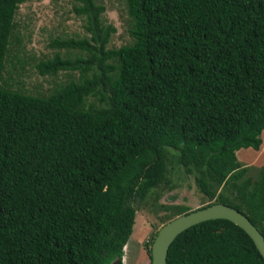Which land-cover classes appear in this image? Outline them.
Wrapping results in <instances>:
<instances>
[{"label": "trees", "instance_id": "16d2710c", "mask_svg": "<svg viewBox=\"0 0 264 264\" xmlns=\"http://www.w3.org/2000/svg\"><path fill=\"white\" fill-rule=\"evenodd\" d=\"M21 1L0 0V264L122 257L135 212L169 170L264 237V166L235 156L262 142L264 0H124L130 41L117 47L103 4L75 0L84 35L49 41L62 53L35 70L68 75L43 95L3 78ZM174 208L165 221L191 211ZM165 264L264 263L218 218L177 234Z\"/></svg>", "mask_w": 264, "mask_h": 264}, {"label": "rangeland", "instance_id": "374dc122", "mask_svg": "<svg viewBox=\"0 0 264 264\" xmlns=\"http://www.w3.org/2000/svg\"><path fill=\"white\" fill-rule=\"evenodd\" d=\"M95 1L104 7L101 20L112 23L116 28L110 33L107 46L117 47L129 42L127 29L130 18L125 1ZM73 4H76L75 0H22L19 3L14 16L16 31L3 70L7 87L30 95H43L55 84L65 80L67 72H59L55 76L39 75L34 63L51 57L55 51L62 53V49L49 46V41L53 38L84 35L83 19L73 12ZM143 200L135 212L124 249V264L149 263L145 249L149 246L152 233L165 222V218L174 214L175 206H188L190 210H194L207 203L190 176L184 177L172 170L167 172L166 182L155 186Z\"/></svg>", "mask_w": 264, "mask_h": 264}, {"label": "water", "instance_id": "95a60500", "mask_svg": "<svg viewBox=\"0 0 264 264\" xmlns=\"http://www.w3.org/2000/svg\"><path fill=\"white\" fill-rule=\"evenodd\" d=\"M227 219L240 227L251 239L264 263V237L247 219L246 215L224 203H212L165 221L157 230L150 245L149 264H165L166 252L170 242L181 231L191 225L210 219ZM109 264H123L122 258L116 257Z\"/></svg>", "mask_w": 264, "mask_h": 264}, {"label": "crops", "instance_id": "0c3cea01", "mask_svg": "<svg viewBox=\"0 0 264 264\" xmlns=\"http://www.w3.org/2000/svg\"><path fill=\"white\" fill-rule=\"evenodd\" d=\"M264 130L261 132V144L257 150L252 149L251 147L239 148L235 151V156L239 162L243 165L250 167H259L264 166V137L262 135ZM263 231H264V222H263Z\"/></svg>", "mask_w": 264, "mask_h": 264}, {"label": "clouds", "instance_id": "9594fccd", "mask_svg": "<svg viewBox=\"0 0 264 264\" xmlns=\"http://www.w3.org/2000/svg\"><path fill=\"white\" fill-rule=\"evenodd\" d=\"M124 245H125V244H124ZM124 245H123V246H124ZM123 253H124V252H123ZM120 258H122V260H123V255H122V257H120ZM123 264H124V262H123Z\"/></svg>", "mask_w": 264, "mask_h": 264}, {"label": "bare ground", "instance_id": "6f19581e", "mask_svg": "<svg viewBox=\"0 0 264 264\" xmlns=\"http://www.w3.org/2000/svg\"><path fill=\"white\" fill-rule=\"evenodd\" d=\"M126 247V246H125ZM125 247H124V249H125ZM123 262H124V256H123Z\"/></svg>", "mask_w": 264, "mask_h": 264}]
</instances>
